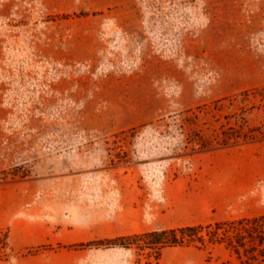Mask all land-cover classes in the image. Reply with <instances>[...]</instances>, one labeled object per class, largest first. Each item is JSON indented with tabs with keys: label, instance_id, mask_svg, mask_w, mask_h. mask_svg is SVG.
Listing matches in <instances>:
<instances>
[{
	"label": "rangeland",
	"instance_id": "1",
	"mask_svg": "<svg viewBox=\"0 0 264 264\" xmlns=\"http://www.w3.org/2000/svg\"><path fill=\"white\" fill-rule=\"evenodd\" d=\"M264 215V0H0V261L238 264L116 238Z\"/></svg>",
	"mask_w": 264,
	"mask_h": 264
},
{
	"label": "trees",
	"instance_id": "2",
	"mask_svg": "<svg viewBox=\"0 0 264 264\" xmlns=\"http://www.w3.org/2000/svg\"><path fill=\"white\" fill-rule=\"evenodd\" d=\"M138 239L142 240L144 248L152 251L156 262L164 248L194 246L202 249L210 245L225 247L238 264H264V215L206 226L154 231L106 242L130 246V242Z\"/></svg>",
	"mask_w": 264,
	"mask_h": 264
},
{
	"label": "crops",
	"instance_id": "3",
	"mask_svg": "<svg viewBox=\"0 0 264 264\" xmlns=\"http://www.w3.org/2000/svg\"><path fill=\"white\" fill-rule=\"evenodd\" d=\"M0 264H9V262H2L0 261ZM13 264H45L43 261L37 260H19L17 263Z\"/></svg>",
	"mask_w": 264,
	"mask_h": 264
}]
</instances>
